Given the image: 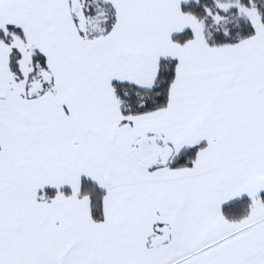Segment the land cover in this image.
Wrapping results in <instances>:
<instances>
[{
  "label": "snow or ice",
  "instance_id": "obj_1",
  "mask_svg": "<svg viewBox=\"0 0 264 264\" xmlns=\"http://www.w3.org/2000/svg\"><path fill=\"white\" fill-rule=\"evenodd\" d=\"M0 264H264V0H0Z\"/></svg>",
  "mask_w": 264,
  "mask_h": 264
}]
</instances>
